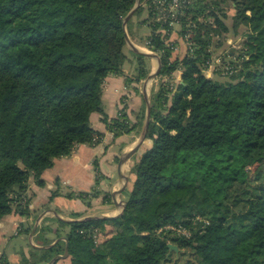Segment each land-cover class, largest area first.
I'll return each instance as SVG.
<instances>
[{
  "label": "trees",
  "instance_id": "obj_1",
  "mask_svg": "<svg viewBox=\"0 0 264 264\" xmlns=\"http://www.w3.org/2000/svg\"><path fill=\"white\" fill-rule=\"evenodd\" d=\"M222 1L196 0L188 12L193 18L214 15L226 32ZM231 1L233 27L245 26L248 34L230 81L205 75L211 56L205 36L198 34L195 54L182 58L157 40L161 78L181 71L182 82L171 86L161 80L152 92L146 136L151 145L132 168L136 177L124 212L59 220L70 225L65 234L70 264H264V180L250 175L254 163L264 167V0ZM135 4L0 0V219L14 210L29 216L24 194L31 177L44 184L42 174L56 158L71 154L77 144H93L95 137V143L101 141L102 132L91 124L93 112L102 114L115 135L142 125L146 105L131 123L123 109L108 118L102 101L106 78L123 73V20ZM134 54L140 81L148 70L144 55ZM189 171L195 180L178 192ZM208 175L212 192L203 185ZM87 195L66 194L84 200ZM104 199L112 202L109 193ZM57 235L62 236L59 229ZM169 243L189 250V258L174 262ZM65 245L60 240L41 250L38 260L63 253Z\"/></svg>",
  "mask_w": 264,
  "mask_h": 264
},
{
  "label": "crops",
  "instance_id": "obj_2",
  "mask_svg": "<svg viewBox=\"0 0 264 264\" xmlns=\"http://www.w3.org/2000/svg\"><path fill=\"white\" fill-rule=\"evenodd\" d=\"M234 14L235 10L233 17ZM226 24L229 27V23ZM241 27L237 29L233 27V37L240 39L244 44L247 36L242 39L241 36L237 37ZM246 32L248 33L247 30ZM230 41L233 39L229 37L227 43ZM226 47V44H219L216 52L224 53ZM182 48L184 49L183 44ZM240 51H228L232 61L237 59ZM148 58L150 64H145L144 67L150 74L156 70L158 60L155 56ZM136 74L137 66L132 69L124 63L122 74H110L106 78L102 101L108 118L117 117L118 112L123 109L133 123L138 120L144 104L147 106V100H150L152 92L156 89L152 82L148 83L147 79L137 81ZM177 76L180 80L181 72H178ZM213 77L231 80L220 72H215ZM91 124L96 130L102 132L101 141L96 144H77L71 154L56 158L54 164L42 174L44 184H39L36 178L31 177L24 194L26 200L28 199V208L31 212L29 216L14 210L0 219V264H48L49 260H38L41 250L64 240L63 237L70 231V225H61L60 219L71 221L89 216L103 217L119 213L121 207L119 209L116 206L113 198L112 202H109L104 199V196L120 190L125 181L126 188L128 190L132 188L136 177L132 168L140 158L134 155L139 153L141 156L151 145V140L147 145L144 144L146 141L144 140L139 149L121 164L122 179L119 177V162L121 157L138 142L141 135V132H138L139 126L131 132L115 135L103 121L100 112L92 113ZM126 188L119 193L118 201L124 200L121 196L127 193L124 192ZM54 192L57 194L51 198ZM68 192L75 194L83 192L88 194V198L84 200L78 196L68 197L66 196ZM93 192L97 195H93ZM74 212L80 215L73 216ZM45 224H48L50 229L43 231L42 226ZM34 228V233L31 235ZM58 229L62 233L60 237L57 235ZM70 263L71 257L67 256L57 259L53 264Z\"/></svg>",
  "mask_w": 264,
  "mask_h": 264
},
{
  "label": "built area",
  "instance_id": "obj_3",
  "mask_svg": "<svg viewBox=\"0 0 264 264\" xmlns=\"http://www.w3.org/2000/svg\"><path fill=\"white\" fill-rule=\"evenodd\" d=\"M195 2L196 0H141L147 10L145 24L149 28L144 48L161 57L163 50L156 47V42L159 40L171 50L173 57L193 56L199 47L196 38L200 34L208 40L207 50L211 52V56L203 66L205 75L213 77L215 72H220L222 75L230 77L237 72L238 65L232 62L225 63L221 53L214 55L216 47L226 38L225 33L221 30L214 15L203 12L195 14L196 16L193 18L192 12L191 15L188 11ZM178 72L181 71L166 74L162 80L170 81L171 86L177 85L182 82V79H178ZM121 114L122 110L118 112V116ZM96 139L97 137L93 144H96ZM172 228L179 233L189 235L187 229L182 226H172Z\"/></svg>",
  "mask_w": 264,
  "mask_h": 264
},
{
  "label": "rangeland",
  "instance_id": "obj_4",
  "mask_svg": "<svg viewBox=\"0 0 264 264\" xmlns=\"http://www.w3.org/2000/svg\"><path fill=\"white\" fill-rule=\"evenodd\" d=\"M221 6L223 7V10L226 12L227 16L224 17L225 22L229 23V30L224 32L225 33V39H223L220 44H226L227 47L224 49V53H221L222 56V60L226 63V62H234L232 61L228 51L230 50H242L243 44L242 41L240 39L234 38L233 37V30L234 28L233 26V22H234V17H233V12L235 10L233 3L231 0H225L222 1ZM147 17V10L146 7L144 5H140L138 7V9L135 11L134 15L129 19L128 23H127V33L129 35V37L131 38V40L138 46V48L144 52H148L151 53V51H149L147 48H144L145 45V38L149 32V28L148 26L145 24V18ZM247 30L246 27L242 26L241 29L238 31V36H241V39L244 38V36H247V32L245 33V31ZM248 31V30H247ZM232 38L233 41H230V43H227L228 39ZM236 40V41H235ZM125 52L128 55V58L125 60V64L127 65V67L130 66V68L135 69V67L137 66L138 68V64H139V59L138 57L134 54V52L132 51V49L128 46V44H126L125 46ZM154 53V52H153ZM220 54L218 52H214V55ZM149 58L147 56H144L141 61L144 63V65H148L149 63ZM158 60V59H157ZM133 66V67H132ZM149 74L147 73V76L144 78V80L147 79L148 83L152 82L153 83V87L154 89H158L160 82L162 80L161 76H157L156 78L153 79H149L148 78ZM230 78V77H229ZM150 101H151V97H150ZM145 105V104H144ZM147 107V106H146ZM147 109V108H146ZM132 123V122H131ZM144 123H145V119L143 120L142 125L138 128V132H142L143 127H144ZM137 132V133H138ZM146 141L144 142V144H148L150 139H145ZM143 144V145H144ZM145 146V145H144ZM136 158H139L140 155L139 153H136L134 155ZM250 175L252 180H254L255 182H262L264 180V167L256 162L254 163L251 167H250ZM195 180V174L192 173V171L188 172V175L186 177V179L184 180V182L182 183V186L177 188L178 192H185L186 188L189 186V184L191 182H193ZM203 185L210 191L212 192L215 188L214 182L211 178L210 175L205 177V180L203 181ZM253 185V184H252ZM251 185V186H252ZM126 188V187H125ZM124 192H128V188H126L124 190ZM128 193L126 194H122V198L124 199L122 202H125V200L127 199ZM112 194H110L111 196ZM119 195V194H118ZM118 195H117V199H118ZM159 195V193H157L156 195L154 194L150 200H148V202L146 203V207L145 208H150L151 205L153 204V202L155 201V199L157 198V196ZM112 197V196H111ZM185 251H181L180 253L182 254H176L174 256V262L175 261H179V262H183L184 258L187 259V255L184 256ZM69 257V255H68Z\"/></svg>",
  "mask_w": 264,
  "mask_h": 264
},
{
  "label": "water",
  "instance_id": "obj_5",
  "mask_svg": "<svg viewBox=\"0 0 264 264\" xmlns=\"http://www.w3.org/2000/svg\"><path fill=\"white\" fill-rule=\"evenodd\" d=\"M141 0H136V4L134 5V7L130 10V12L125 16L124 20H123V28L125 31V38H126V42L127 44L132 48V50L136 53L139 54H143L144 56H148V57H156L158 59V66L156 68V70L152 73L149 74L148 78L151 80L153 78H156L157 76L160 75L161 69H162V60L161 57L156 54V53H148V52H144L142 50H140L138 48V46L131 40V38L129 37L128 33H127V23L129 21V19L134 15L135 11L138 9V7L141 5ZM150 120H151V101L148 99L147 100V109H146V118H145V123H144V127L143 130L141 132L140 138L138 140V142L135 144V146L129 150L126 154H124L123 157H121L120 162H119V177L123 179V176L121 174L120 171V166L121 164L126 161L127 159H129L131 157L132 154H134L140 147V145L143 143V141L146 139L147 133H148V129H149V125H150ZM126 180L128 181V179L126 178ZM127 182L125 181V183L123 184L122 188L118 191H114L112 193V198H113V202L116 204V206L120 209L119 213L115 214V215H106L103 217H97V216H89L86 217L84 219H92V218H111V217H115L118 216L120 214H122L124 212L126 203L125 202H120L117 199V195L126 187ZM35 228L32 230L31 235H33ZM63 239L66 241V245H65V250L62 254H57L54 255L49 261L48 264H53L57 259L60 258H65L68 256V240L66 237H63ZM170 246V251L175 250L176 254L178 255L181 251H185L187 252V258H189V254L190 251L189 250H184V249H180L176 244H172L169 243Z\"/></svg>",
  "mask_w": 264,
  "mask_h": 264
}]
</instances>
